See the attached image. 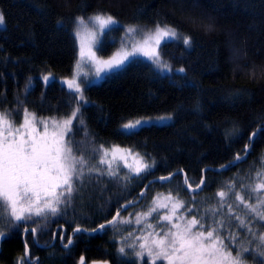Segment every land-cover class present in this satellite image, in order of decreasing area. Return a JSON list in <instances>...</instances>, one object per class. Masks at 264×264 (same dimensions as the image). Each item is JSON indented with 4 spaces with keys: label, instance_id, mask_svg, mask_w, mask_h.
Wrapping results in <instances>:
<instances>
[{
    "label": "trees",
    "instance_id": "1",
    "mask_svg": "<svg viewBox=\"0 0 264 264\" xmlns=\"http://www.w3.org/2000/svg\"><path fill=\"white\" fill-rule=\"evenodd\" d=\"M0 13L5 18L0 25V111L11 112L18 126L25 108L38 120L52 121L69 118L79 104L83 124L73 121L72 138L88 166L98 169H85L70 204L59 205L57 215L36 218L39 225L27 223L37 229L35 235L25 233L23 226L12 228L7 217L0 220L5 233L0 237V264H21L27 246L30 264H80L81 257L84 264H151L147 256L144 261L122 258L118 249L128 244L138 249L149 232H166L174 223L183 226L193 216L199 219L206 208L218 206L219 191L229 193L226 202L233 204L235 215L244 217L246 210L234 203L231 193L245 196L246 203L255 202L247 199L242 186L257 182V171L264 170V132L257 135L246 159L230 162L246 152L249 137L264 123V0H0ZM96 14L111 15L117 23L101 31L88 20ZM77 17L85 19V31L96 32V59L88 64V74L77 67L81 47L76 31L84 30ZM157 24L178 34L159 46L152 42L159 64L138 53L119 72L95 77L96 61L110 59L122 47L131 51ZM130 26L137 33L130 34ZM184 37L190 39L188 46ZM180 68L185 71H177ZM74 76L83 100L65 83ZM166 116L171 119L157 120ZM149 118L154 122L135 134L122 129L125 123ZM114 145L130 150V159H113L110 152L112 175L108 164L99 160L103 149ZM227 163L222 171L207 170L205 186L198 192L190 191L178 172L185 170L189 183L196 186L205 167ZM143 165L149 167L137 175L135 169ZM173 172L166 181L151 182L142 201L123 211L114 224L94 234L77 233L69 248L63 247L77 226L92 229L110 220L122 205L139 197L151 178ZM177 201L184 202V208L173 215ZM153 207L156 211L145 216ZM165 215L171 216V223L158 219ZM121 219L131 223L122 224ZM211 223L209 217L207 224ZM252 227L264 232L258 222ZM231 231L248 245V232ZM262 259L247 255L244 264H260Z\"/></svg>",
    "mask_w": 264,
    "mask_h": 264
},
{
    "label": "snow or ice",
    "instance_id": "2",
    "mask_svg": "<svg viewBox=\"0 0 264 264\" xmlns=\"http://www.w3.org/2000/svg\"><path fill=\"white\" fill-rule=\"evenodd\" d=\"M103 31L110 28L111 25L117 23L113 16L107 14H96L88 18ZM76 22L81 28L86 29V21L83 17H77ZM5 23L3 13H0V25ZM128 32L137 33V29L129 27ZM81 31H76V36L80 37ZM91 38L90 43H95L96 32L88 31ZM178 34L176 30L167 25L160 26L157 24L154 30L144 32L141 41H137L132 45V50L127 51L122 47L108 60L96 61L94 75L97 78H103L111 74H115L125 68L126 64L134 61L138 53L152 59L154 63L160 62L159 53L151 48L152 42L159 46L162 42L176 39ZM185 46L190 44L188 37L183 38ZM81 57L85 55L84 41L81 40ZM89 56L95 60V53L89 48ZM81 65L78 62L77 67ZM167 68L166 64L160 65ZM170 70V69H169ZM184 72L183 68L178 69ZM48 83L52 81L48 76L44 77ZM69 90L80 94V100H83L80 83H77V77L65 81ZM75 98V97H74ZM80 105L71 110L70 117L63 120L52 118L53 130L49 132L48 122L44 119H37L34 113H30L28 109H23L22 122L17 126L12 119V113L8 111H0V220L7 217L12 228H24L25 233L35 235L37 229L30 228L28 222L40 224V220L36 218L46 219L50 213L53 216L60 212L59 205L63 204L67 207L70 204L73 194L77 191V183L83 182L87 173L98 171L94 167H89V161L84 155L79 153L75 147L73 140V121L83 124L79 118ZM171 119L170 116L158 117V121ZM152 123L151 118L147 120H135L134 122L125 123L122 129L127 134H135V130L144 124ZM37 124L44 126L43 131H38ZM264 132V127L257 129L249 137V145L255 136ZM245 146V149L249 147ZM112 153L113 159L116 153H128L130 150L121 149L119 146H112L111 149H103V155L100 157L99 163L108 164L109 174L115 173L111 169V161L107 159L109 153ZM247 154V152H246ZM124 157L121 156V159ZM236 160L242 159L240 155L235 157ZM234 163V161H233ZM264 166V158L260 161ZM149 166L143 165L137 167L135 172L137 175L146 170ZM224 167V166H222ZM170 177H160L161 180ZM255 183H250L247 188V199L255 201L254 203H246L245 196L239 193H231L234 196V203L243 205L246 210L244 217L234 214L232 203H227L226 198L229 193L219 191L216 195L220 198L217 207H209L205 209V215L199 219L193 216L187 220L183 226L179 223L172 224V227L161 233L149 232L147 236L142 237L143 242L137 246L128 244L121 246L118 253L122 258L133 256L136 260L144 261L147 256L151 260V264L157 261H166L167 264H244L247 255H253L264 258V232L253 231L252 225L260 223L264 228V170L257 171ZM204 184L202 179L197 185L199 188ZM229 191L235 187V184L229 185ZM171 199V197H169ZM155 204V201L153 202ZM166 207V205H160ZM177 208H184V202L177 201L173 205V215ZM226 209V211H225ZM156 208L150 209L145 216H150ZM192 212L191 208L186 209ZM120 217L118 209L112 220L108 221V225L114 224ZM211 218L212 223L207 224V219ZM219 217V219H217ZM171 223L172 218L165 215L162 218ZM177 219H180L177 217ZM15 223H12V221ZM122 224L131 223L130 220H120ZM136 223H141L139 216ZM197 226H199L197 228ZM105 224H100L99 228L91 229L92 232L102 230ZM148 228H153L151 224ZM236 228L237 232L244 230L249 233L251 239H248V245L239 242L236 233L231 229ZM172 229H175L174 231ZM86 228L77 226L75 233L88 232ZM4 232L0 231V237L4 236ZM131 236L132 233L129 232ZM63 241L64 237L61 235ZM73 243L71 237L63 244L65 249ZM255 243V247L251 245ZM131 249V252L128 251ZM235 253V254H234ZM21 264H30L27 258H21ZM80 264H84V257L80 258ZM124 264V261H122ZM134 264V262H133ZM264 264V259L260 261Z\"/></svg>",
    "mask_w": 264,
    "mask_h": 264
},
{
    "label": "water",
    "instance_id": "3",
    "mask_svg": "<svg viewBox=\"0 0 264 264\" xmlns=\"http://www.w3.org/2000/svg\"><path fill=\"white\" fill-rule=\"evenodd\" d=\"M261 127H264V123H263V125H262ZM261 127L257 128V129H260ZM257 129H256V130H257ZM256 137H257V136H255V138H256ZM255 138L252 140L251 144H250L249 147L247 148V150H246L247 154H246V152H245L243 155H241L242 159H240V160H236V159H235V160H234V163H237V162H240V161L246 159V157L248 156V154H249V152H250V150H251V147H252V144H253ZM230 163H231V164H234L233 161H231ZM222 166H224V167H222ZM222 166H218V167L207 166V167H205V168L203 169V176H202V178H201V180H202V179L204 180V184H203L202 186H200L199 188L197 187V185H196V186H193V185H191V184L189 183V181H188V176H187L185 170L181 169V170H179L178 172H180V173L183 174V179H184V182H185L186 187H187L190 191H192V192H198V191H201V190L204 188V186H205V183H206V171H207V170H211V169H214V170H216V171H222V170H224V169L227 168L228 163L225 164V165H222ZM175 173H176V172H173V173H170V174H168V175H164V176H160V177H170V178H171ZM160 177H154V178H151V179L146 183V185L144 186V188L139 192V197H138L137 199H135V200H131V201H128L127 203H125L124 205L121 206V208L119 209V210H120V214H121L123 211H125L126 209H128L130 206L135 205V204L139 203L140 201H142V199H143V197H144V195H145V192H146V189H147L148 185H149L151 182L160 179ZM170 178H169V179H170ZM160 180H161V179H160ZM166 180H168V179H166ZM166 180H161V181H166ZM201 180H200V181H201ZM199 183H200V182H199ZM199 183H198V185H199ZM115 215H116V213L114 214V216H115ZM114 216H113V217H114ZM113 217H112L110 220H112ZM108 221H109V220H108ZM108 221H105V222H103V223H101V224H105L106 227H107V226H110V225H108ZM99 225H100V224H99ZM99 225H98L97 227H95V228L98 229V228H99ZM62 227H63L64 232H65V227H64V226H62ZM81 228H85V227H81ZM86 229L89 230L88 232H84V233H87V234H94V233H97V232H98V231H96V232H92L91 229H89V228H86ZM92 229H93V228H92ZM99 231H100V230H99ZM75 234H77V233H75L74 230H73V232L71 233L70 237L73 238ZM63 235H64V233H63ZM54 242H55V239L53 240V242H52L51 244H53ZM26 253H27V258H28L29 260H31V258H30V247H29V246L26 247Z\"/></svg>",
    "mask_w": 264,
    "mask_h": 264
},
{
    "label": "rangeland",
    "instance_id": "4",
    "mask_svg": "<svg viewBox=\"0 0 264 264\" xmlns=\"http://www.w3.org/2000/svg\"><path fill=\"white\" fill-rule=\"evenodd\" d=\"M81 31V35L79 37L80 40V47H81V40L84 41V52L85 55L83 57H81V62H80V73L83 74L86 70V74H88L90 67L88 64H90V62L92 61V58L89 56V48H91V52L93 53V44L94 43H90V37L88 36V32L85 30H80ZM92 31V30H91ZM96 65H92L93 68H95ZM101 79V78H100ZM167 120V119H166ZM165 121V120H162ZM48 122V130L49 132H51L53 130V124L51 120H47ZM154 122V121H152ZM161 122V121H159ZM37 129L38 131H43L44 130V126L37 124ZM121 156H123L124 158L121 159ZM116 158L121 159V160H129V154L124 153V152H118L116 153ZM93 264H107L105 262H95Z\"/></svg>",
    "mask_w": 264,
    "mask_h": 264
},
{
    "label": "flooded vegetation",
    "instance_id": "5",
    "mask_svg": "<svg viewBox=\"0 0 264 264\" xmlns=\"http://www.w3.org/2000/svg\"><path fill=\"white\" fill-rule=\"evenodd\" d=\"M63 237H64V235H63Z\"/></svg>",
    "mask_w": 264,
    "mask_h": 264
}]
</instances>
